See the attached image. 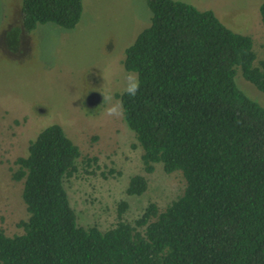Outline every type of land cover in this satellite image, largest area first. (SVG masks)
Returning a JSON list of instances; mask_svg holds the SVG:
<instances>
[{
  "label": "trees",
  "instance_id": "obj_1",
  "mask_svg": "<svg viewBox=\"0 0 264 264\" xmlns=\"http://www.w3.org/2000/svg\"><path fill=\"white\" fill-rule=\"evenodd\" d=\"M147 6L150 24L123 59L141 88L134 98L118 96L144 170L161 163L166 173L180 171L183 193L163 211L148 203L133 223L80 226L64 187L80 151L60 125H47L15 160L28 218L17 223L20 234L0 228V264H264V107L235 80L240 72L264 92V58L255 63L252 38L211 10L178 0ZM21 12L27 33L47 22L70 29L82 0H22ZM259 13L264 24V0ZM146 188L135 174L126 193ZM126 206L118 203L119 218Z\"/></svg>",
  "mask_w": 264,
  "mask_h": 264
},
{
  "label": "rangeland",
  "instance_id": "obj_2",
  "mask_svg": "<svg viewBox=\"0 0 264 264\" xmlns=\"http://www.w3.org/2000/svg\"><path fill=\"white\" fill-rule=\"evenodd\" d=\"M198 10H211L234 32L249 35L255 63L264 58V24L259 6L263 0H178ZM22 0H0V228L8 236L20 234V220L28 213L22 200V180L12 178L15 160L28 142L47 125H60L77 145L76 171L65 178L69 203L77 223L104 231L118 220L129 223L150 202L159 211L185 188L180 171L166 173L161 163L144 170L143 150L124 116H107L111 95L120 101L123 92L124 51L150 24L147 0H82V14L70 29L52 22L37 24L30 32L22 27ZM18 31V45L6 44ZM237 85L264 107V92L235 76ZM98 96L88 103L90 94ZM94 158L95 160H89ZM146 178L141 195H128L131 176ZM126 209L118 216V203Z\"/></svg>",
  "mask_w": 264,
  "mask_h": 264
},
{
  "label": "clouds",
  "instance_id": "obj_3",
  "mask_svg": "<svg viewBox=\"0 0 264 264\" xmlns=\"http://www.w3.org/2000/svg\"><path fill=\"white\" fill-rule=\"evenodd\" d=\"M141 88V82L139 74L135 72H128L124 76V88L123 93L128 95L130 98H134ZM109 103V107L106 109V115L109 117L122 118L125 114V109L120 101L113 102V97L109 94L104 97Z\"/></svg>",
  "mask_w": 264,
  "mask_h": 264
},
{
  "label": "water",
  "instance_id": "obj_4",
  "mask_svg": "<svg viewBox=\"0 0 264 264\" xmlns=\"http://www.w3.org/2000/svg\"><path fill=\"white\" fill-rule=\"evenodd\" d=\"M98 99V96L95 93L90 94L88 97V103L89 104H94Z\"/></svg>",
  "mask_w": 264,
  "mask_h": 264
}]
</instances>
